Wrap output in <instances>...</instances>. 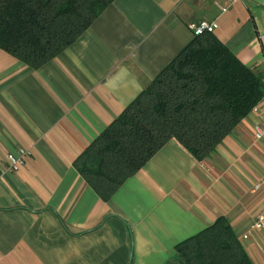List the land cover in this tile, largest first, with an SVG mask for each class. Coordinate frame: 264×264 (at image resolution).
Wrapping results in <instances>:
<instances>
[{"label": "crops", "instance_id": "0c3cea01", "mask_svg": "<svg viewBox=\"0 0 264 264\" xmlns=\"http://www.w3.org/2000/svg\"><path fill=\"white\" fill-rule=\"evenodd\" d=\"M203 21L264 74V0H116L39 69L0 49V264H181L175 247L222 216L264 264V229L243 239L264 206V99L207 160L173 139L109 201L74 165Z\"/></svg>", "mask_w": 264, "mask_h": 264}, {"label": "trees", "instance_id": "16d2710c", "mask_svg": "<svg viewBox=\"0 0 264 264\" xmlns=\"http://www.w3.org/2000/svg\"><path fill=\"white\" fill-rule=\"evenodd\" d=\"M115 1L0 0V49L39 69ZM263 79L213 33L195 36L74 165L109 201L173 139L203 162L264 99ZM175 252L181 264H253L224 216Z\"/></svg>", "mask_w": 264, "mask_h": 264}, {"label": "built area", "instance_id": "2783aa9c", "mask_svg": "<svg viewBox=\"0 0 264 264\" xmlns=\"http://www.w3.org/2000/svg\"><path fill=\"white\" fill-rule=\"evenodd\" d=\"M229 5L235 3L237 0H224ZM222 11H226L227 8H221ZM189 28L191 31H193L195 36L202 35L204 33H213L215 29L217 28V24L215 22L209 23L206 21H203L199 24H190ZM264 82V79H263ZM254 138L255 140H261L264 138V122L260 123L255 126L254 129ZM29 155V152L25 149H19L17 153H9L7 155V162L9 170L12 172H17L21 168H23L26 165V160ZM260 187H257L259 189ZM264 229V206L260 210V212L256 215L254 221L249 227V230L245 235H243V239H248L249 234L251 232L255 231H261Z\"/></svg>", "mask_w": 264, "mask_h": 264}]
</instances>
